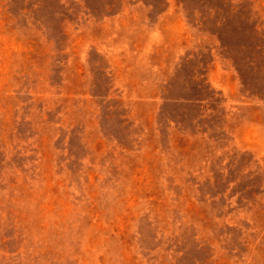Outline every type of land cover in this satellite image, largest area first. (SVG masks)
I'll use <instances>...</instances> for the list:
<instances>
[{"label": "rangeland", "instance_id": "obj_1", "mask_svg": "<svg viewBox=\"0 0 264 264\" xmlns=\"http://www.w3.org/2000/svg\"><path fill=\"white\" fill-rule=\"evenodd\" d=\"M0 264H264V0H0Z\"/></svg>", "mask_w": 264, "mask_h": 264}]
</instances>
